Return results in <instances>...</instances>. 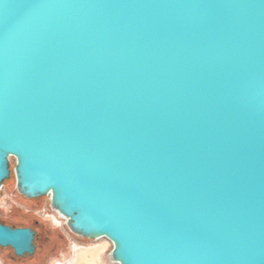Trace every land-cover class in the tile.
Segmentation results:
<instances>
[{
    "label": "water",
    "instance_id": "water-1",
    "mask_svg": "<svg viewBox=\"0 0 264 264\" xmlns=\"http://www.w3.org/2000/svg\"><path fill=\"white\" fill-rule=\"evenodd\" d=\"M11 159L115 264H264V0H0Z\"/></svg>",
    "mask_w": 264,
    "mask_h": 264
},
{
    "label": "rangeland",
    "instance_id": "rangeland-1",
    "mask_svg": "<svg viewBox=\"0 0 264 264\" xmlns=\"http://www.w3.org/2000/svg\"><path fill=\"white\" fill-rule=\"evenodd\" d=\"M15 166V160L11 159V169ZM14 212L38 219L52 232L61 236L62 244L56 250L49 249L40 256L35 263H29V257L18 259L10 249L0 247V264H85L78 258L80 252H92L98 250V264H115L111 261L110 253L113 245L103 238L89 240L73 234L66 221L60 217L50 206L49 197L36 200H28L21 196L15 186V177L5 182L0 193V219L4 221H16ZM60 222V223H59ZM79 262V263H78Z\"/></svg>",
    "mask_w": 264,
    "mask_h": 264
},
{
    "label": "trees",
    "instance_id": "trees-1",
    "mask_svg": "<svg viewBox=\"0 0 264 264\" xmlns=\"http://www.w3.org/2000/svg\"><path fill=\"white\" fill-rule=\"evenodd\" d=\"M14 177V173L12 170L11 179ZM13 217L16 221H4L0 219V222L3 224L10 225L12 227H30L33 230L37 231L35 244L37 246V250L34 256L29 257V263H35L40 256L46 253L47 250L52 249L56 250L62 244L61 236L57 235L55 232H52L46 225L41 223L38 219H34L30 216H25L22 213L14 212ZM15 256L12 249H10ZM16 257V256H15ZM19 259V257H17ZM26 258V257H24ZM20 258V259H24Z\"/></svg>",
    "mask_w": 264,
    "mask_h": 264
},
{
    "label": "bare ground",
    "instance_id": "bare-ground-1",
    "mask_svg": "<svg viewBox=\"0 0 264 264\" xmlns=\"http://www.w3.org/2000/svg\"><path fill=\"white\" fill-rule=\"evenodd\" d=\"M98 252V250L92 252H80L78 253V258L80 259V262L81 260L85 261V264H98Z\"/></svg>",
    "mask_w": 264,
    "mask_h": 264
}]
</instances>
